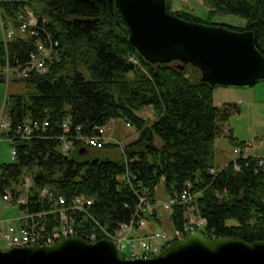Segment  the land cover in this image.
Instances as JSON below:
<instances>
[{
  "label": "trees",
  "instance_id": "1",
  "mask_svg": "<svg viewBox=\"0 0 264 264\" xmlns=\"http://www.w3.org/2000/svg\"><path fill=\"white\" fill-rule=\"evenodd\" d=\"M40 2L0 3L2 19L15 18L26 7L34 10L48 20L47 28L59 42V53L47 62L46 71L22 79L24 92L5 99L10 126L2 133L4 138L15 137L23 123L47 121L49 126L20 145L17 162L0 166L2 191L30 175L34 186L22 210L41 209L38 201L44 187L68 199L83 194L94 200L91 211L97 221L114 230L134 218L142 198L154 200L159 185L171 197L190 182L197 194V212L207 219L204 233L210 238L264 241V167L257 159L239 158L240 171L231 161L217 174L210 173L218 168L217 138L223 136L233 147L246 145L224 128L232 112L239 111L237 106H215L214 88L201 82L196 68L181 70L177 63L154 65L143 60L129 43V27L114 0H43L37 9ZM207 4L213 14L246 19L243 29L223 26L253 32L264 55V0H207ZM172 14L203 23L188 13ZM38 40L17 33L7 47L0 43V83L6 82L7 64L25 65ZM145 107L153 109L155 121L137 114ZM110 121L128 123L138 133L119 158L106 155L105 151L118 149L112 143L93 149L97 153L91 155H80L78 150L63 155L64 123L71 135L78 133V127L79 134L92 135ZM151 212L147 220L157 221V210ZM184 213V207L174 208L169 216L173 229L182 226Z\"/></svg>",
  "mask_w": 264,
  "mask_h": 264
},
{
  "label": "water",
  "instance_id": "2",
  "mask_svg": "<svg viewBox=\"0 0 264 264\" xmlns=\"http://www.w3.org/2000/svg\"><path fill=\"white\" fill-rule=\"evenodd\" d=\"M114 2L129 27V43L146 62L191 66L212 88H250L264 81V55L253 32L188 22L169 11L167 0ZM78 152L87 155L89 149ZM0 264H264V241L193 231L153 258L127 260L112 241L75 236L51 246L0 250Z\"/></svg>",
  "mask_w": 264,
  "mask_h": 264
},
{
  "label": "built area",
  "instance_id": "3",
  "mask_svg": "<svg viewBox=\"0 0 264 264\" xmlns=\"http://www.w3.org/2000/svg\"><path fill=\"white\" fill-rule=\"evenodd\" d=\"M48 25L49 22L46 18L37 16L34 10L28 7L20 11L15 18L2 19L5 47L16 37L17 33L20 35L29 34L39 39L37 49L30 55L25 65L12 67L7 64L3 70L7 81L25 79L33 73L45 72L47 62L58 55L59 42L54 40L52 32L47 28ZM130 61L133 64H138V60L135 58H131ZM9 126L7 121L2 122L0 131L9 129ZM47 126H49L47 121L23 123L17 126L15 137L5 138L11 146L13 163L17 162L19 158L20 145L34 138L35 131L45 129ZM110 126L111 124L108 123L104 127L95 128L96 133L92 135L79 134L80 128L78 127V133L71 135L69 125L64 123L62 128L65 134L60 138L61 152L64 156H69L72 151H79L81 148H104L109 144L105 135L106 131L111 129ZM252 148L251 144H246L234 150L238 156L233 160L235 171L241 169L240 165L236 163L239 158L257 159L258 166L264 167V159L256 157ZM219 171L211 169L210 173L215 175ZM33 186L32 176L24 175L19 184L3 191L0 187L2 202L19 212L18 216H11L5 221H0V224H5L4 231L0 233H2L8 249L51 246L62 238L77 236L92 243L100 240L112 241L127 260L149 259L160 254L164 250V246L171 240V236L167 232L149 229L145 213L150 208L160 207L172 213L175 207H184L185 221L180 228L172 230V237L175 241L193 231L204 232L207 226V219L197 212V194L192 192L193 186L190 182L186 183L180 193L168 197L167 201L142 198L134 218L129 223L119 224L114 230H108L97 221L91 211L94 200L83 194L68 199L62 195L53 194L49 188L44 187L40 191L38 201L41 204V209L38 212H31L29 208L22 210L21 207L27 206L29 203ZM91 223L95 224V227H88L87 224L91 225Z\"/></svg>",
  "mask_w": 264,
  "mask_h": 264
},
{
  "label": "rangeland",
  "instance_id": "4",
  "mask_svg": "<svg viewBox=\"0 0 264 264\" xmlns=\"http://www.w3.org/2000/svg\"><path fill=\"white\" fill-rule=\"evenodd\" d=\"M21 1V0H0L2 2ZM170 11L172 13H188L200 19L203 23H213L217 25H227L233 28L243 29L247 25L244 18L231 14H213L211 8L207 4V0H168ZM43 7V0L37 5V9ZM4 30L2 27V16L0 10V43L4 42ZM24 92V81L19 79L0 83V124L7 121L4 112L5 99L8 95L21 94ZM214 105L219 108L236 105L239 111L232 112L229 120L224 124L225 130H233L234 136L245 144L252 145L253 154L264 159V81L250 88L235 87H215L213 91ZM137 114L148 122L156 120L154 111L151 107H145L137 112ZM109 130L106 131V137L109 144L118 145V149L105 151L106 155L113 158H119L123 153L125 144L135 140L138 133L134 127L128 126L125 122H112ZM4 129L0 131V166L13 163L11 158V146L7 139L2 136ZM229 141L219 137L215 141V165L220 170L229 162L235 160L238 156ZM96 150H90L88 154H95ZM97 153V152H96ZM156 199L158 201H167L169 198L164 193L163 185L157 187ZM157 210L158 220L149 222V229L165 231L172 237V230L169 216L170 211L163 210L160 207L149 209L145 213L147 217L151 211ZM152 213V212H151ZM19 212L13 207L4 204L0 198V221H5L11 216H18ZM147 219V218H146ZM235 223V222H233ZM5 224H0V232L4 231ZM0 250H6L5 240L0 233Z\"/></svg>",
  "mask_w": 264,
  "mask_h": 264
},
{
  "label": "crops",
  "instance_id": "5",
  "mask_svg": "<svg viewBox=\"0 0 264 264\" xmlns=\"http://www.w3.org/2000/svg\"><path fill=\"white\" fill-rule=\"evenodd\" d=\"M22 1V0H21ZM8 2H13V1H8ZM14 81H17V79H14Z\"/></svg>",
  "mask_w": 264,
  "mask_h": 264
}]
</instances>
